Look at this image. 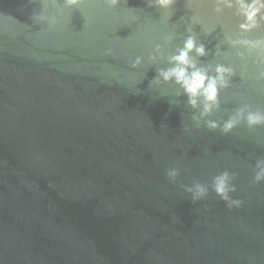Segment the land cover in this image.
Listing matches in <instances>:
<instances>
[{"label": "water", "instance_id": "water-1", "mask_svg": "<svg viewBox=\"0 0 264 264\" xmlns=\"http://www.w3.org/2000/svg\"><path fill=\"white\" fill-rule=\"evenodd\" d=\"M212 7L177 0L165 19L146 0L114 9L101 0L78 8L0 0V264H264V183L251 184L264 126L196 128L200 110L182 89L154 82L195 35L208 50L192 53L200 67L236 72L206 119L223 123L245 105L264 110V66L225 40L264 39V25L242 34L234 11L217 17ZM40 11L56 23H34ZM194 14L214 30L192 25ZM224 171L240 208L211 192ZM194 183L209 188L205 200L184 191Z\"/></svg>", "mask_w": 264, "mask_h": 264}, {"label": "clouds", "instance_id": "clouds-1", "mask_svg": "<svg viewBox=\"0 0 264 264\" xmlns=\"http://www.w3.org/2000/svg\"><path fill=\"white\" fill-rule=\"evenodd\" d=\"M102 4L109 9L116 8L121 0H101ZM177 0H146L148 7H156L168 13L165 19L171 15L170 9L176 4ZM84 3V0H63V5L67 8H78ZM213 5L212 12L220 17L225 10L234 11L240 18L238 30L242 34H247L259 29L264 25V0H211ZM188 7H193V0H188ZM191 24H200L206 33H211L214 28L204 26L197 15L190 17ZM32 20L36 24L53 26L56 21L53 17L44 14L43 11L34 12ZM189 30H192L191 25ZM167 40L171 36L166 37ZM228 45L234 48L246 50L249 54H256V63L264 66V39H248L245 37L232 39L225 36ZM156 52H160V45L156 46ZM195 53L196 57H205L208 55V50L203 43H198L196 36L189 34L183 46L177 49L176 53L168 58V63L171 65L166 69H160L157 76L154 78L156 84L175 83L182 89V93L187 97V104L192 109H199V115H193L192 120L196 128L203 126L209 130L219 129L222 133L228 134L232 132L240 124H246L249 129L256 126H264V110L256 109L250 105H245L237 108L235 113L229 116L223 123L215 120H208V117L214 109L220 107V92L222 89H227L230 86L232 78L236 75L235 69L224 63H219L215 66L213 74L205 68L197 64L196 59L192 56ZM108 55H111L109 50ZM238 55L243 59L245 53L240 52ZM155 55L149 56V60L154 61ZM143 63L141 57H137L132 63L133 68L139 67ZM259 79H264V67L258 73ZM180 94V93H179ZM188 128L185 127V131ZM231 173L224 171L215 176L211 185V192H214L219 197L225 206L232 210L240 208L244 201L239 198H233V193L237 192V186L231 183ZM165 176L170 183L175 184L179 176V171L175 168L166 170ZM264 183V160H257L254 166V172L251 178L252 185ZM184 191L190 194L193 202L203 201L209 195V188L201 183H194L189 186H184ZM175 221L176 219L173 218Z\"/></svg>", "mask_w": 264, "mask_h": 264}]
</instances>
